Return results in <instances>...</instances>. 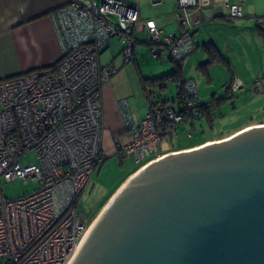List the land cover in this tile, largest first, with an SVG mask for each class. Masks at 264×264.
Instances as JSON below:
<instances>
[{"label":"built area","instance_id":"1","mask_svg":"<svg viewBox=\"0 0 264 264\" xmlns=\"http://www.w3.org/2000/svg\"><path fill=\"white\" fill-rule=\"evenodd\" d=\"M209 1L178 0L177 35H163L157 26H148L154 57L165 53L168 59L180 61L196 51L193 31L200 24L192 21L191 11L208 6ZM243 2L225 1L231 18L244 16ZM51 19L61 48L56 67L0 81V264L73 260L94 222L78 214L79 198L107 158L102 92L117 69L102 65L100 56L117 37L123 44L124 62L135 61L139 11L124 0H71ZM120 114L131 140L118 145L117 153L142 163L141 170L164 157L166 129L176 131L199 116L197 84L186 81L177 108L148 102L145 118L136 121L129 101L123 99ZM30 151L38 163L24 166L21 159ZM17 179L35 180L39 188L8 199L2 182Z\"/></svg>","mask_w":264,"mask_h":264},{"label":"water","instance_id":"2","mask_svg":"<svg viewBox=\"0 0 264 264\" xmlns=\"http://www.w3.org/2000/svg\"><path fill=\"white\" fill-rule=\"evenodd\" d=\"M191 150L132 175L70 264H264V127Z\"/></svg>","mask_w":264,"mask_h":264},{"label":"crops","instance_id":"3","mask_svg":"<svg viewBox=\"0 0 264 264\" xmlns=\"http://www.w3.org/2000/svg\"><path fill=\"white\" fill-rule=\"evenodd\" d=\"M70 1L0 0V81L27 72L51 68L58 63L61 57V48L54 30L51 14L70 3ZM124 1L139 11V21L135 32V56L137 55V47L140 52L143 51L141 46L149 47L150 36L147 33V28L150 24L161 29L163 35H177L180 33L181 27L177 21V14L180 12L178 0ZM225 1L210 0L208 6L192 10L191 19L194 23L200 24L195 30L197 31L200 28V43L203 44L202 48L205 56L208 58L203 46L206 43H211L216 47L222 57V61L232 66V59L237 55L238 43L243 41L242 38L244 36L247 35L251 38L254 34L258 43L257 46L264 50V37L252 28L253 23L256 21L257 24L264 26L262 19V17L264 18V0H244L242 5L244 16L242 18H231L225 6ZM228 1L231 4L239 2V0ZM193 38L195 43H197L194 33ZM111 42L108 49L112 45ZM198 47L197 45V49ZM109 64L117 68L118 72L104 85L102 92L104 112L103 143L107 157L117 153L118 145L126 144L131 140V136L125 129L120 114V101L127 99L130 106L132 102L136 103V109H132L131 106L136 121L144 119L148 112L139 110L137 105L141 101L140 88L142 91V73L140 69L138 68L139 72L137 71V82L136 73L131 64L126 66L115 65L112 62ZM184 66L185 62H183L182 66L183 76ZM239 80L242 81L240 78ZM146 102L148 104L147 100ZM184 125L193 126L192 123ZM176 137L173 139H176ZM173 139L168 140L171 141V147L161 148V155L165 156L194 149H185L189 147L173 148ZM197 145L190 147H197ZM116 192L112 194L109 200Z\"/></svg>","mask_w":264,"mask_h":264},{"label":"rangeland","instance_id":"4","mask_svg":"<svg viewBox=\"0 0 264 264\" xmlns=\"http://www.w3.org/2000/svg\"><path fill=\"white\" fill-rule=\"evenodd\" d=\"M256 26L257 21L252 25L255 31L257 30ZM193 33L199 47L184 61L183 77L185 81L196 82L200 104L208 106V109L204 112L205 115L196 116L197 119L194 120L193 126L182 125L180 127L176 139L172 141L173 148L200 144L209 134H213V138L226 136L235 130L264 119V50L257 46L255 35L253 34L251 38L246 35L242 38L243 41L238 43L237 55L232 59L231 66L221 61L207 63V57L202 48L203 44L200 43V28ZM111 40V47L100 56L102 65H108L111 62L123 66L131 64L136 73L137 82L139 69L142 73L141 77L154 78L169 73L175 67V64L168 59L165 53L162 58L158 59L154 57L151 48L147 46H141L143 48L141 52L138 47L136 48L137 55L134 63H125L122 55L123 44L117 37ZM166 81V88L162 91L160 88L149 89L153 93L150 99L154 103L166 101L170 106L177 108V93L180 83L174 80ZM139 95L141 101L137 103L138 109L147 112L148 104L141 88ZM131 106L132 109L137 108L134 102L131 103ZM123 142L121 141V143ZM170 143L171 141L165 140L162 143V149L167 146L171 147ZM21 162L24 166L37 164L35 152H28ZM141 164L123 158L118 153L109 155L91 175L85 191L79 198L78 214L91 222L102 207L109 203L108 199L122 182ZM38 188L39 184L35 180L26 182L24 179H17L12 182H2L3 194L8 199L23 197Z\"/></svg>","mask_w":264,"mask_h":264},{"label":"trees","instance_id":"5","mask_svg":"<svg viewBox=\"0 0 264 264\" xmlns=\"http://www.w3.org/2000/svg\"><path fill=\"white\" fill-rule=\"evenodd\" d=\"M263 19V24H264V18L262 17ZM257 30H258V33L260 35H262L264 37V26H262L261 24H257ZM150 47V45H149ZM204 49L206 50V53L208 54V58H207V63H212L214 61H222V57L220 56V54L218 53L216 47L211 44V43H206L204 44ZM186 58L180 60V61H174V60H171L174 64H175V67L169 72V73H166V74H163L161 76H158V77H154V78H143L141 77V87H142V91L144 93V96L146 98V100L150 103H153L155 105H161V106H168V102L166 101H160V102H157V103H154L151 101V97H152V91H150L149 89H157V88H160L161 91L164 90L166 88V80H174V81H179L180 85L178 86V93H177V100L178 102H181L182 99H183V90H184V86H185V79L183 77V72H182V66H183V62ZM53 67H56V64L53 66ZM52 68V67H51ZM208 109V106L206 105H203V104H200V116L201 115H205L204 112H206ZM197 118H192L191 119V123L193 124L194 123V120H196ZM199 119V118H198ZM187 122H190L189 120H187ZM186 122V123H187ZM184 125V124H183ZM180 129V127H179ZM175 132V127L173 128L172 131L166 129V131L164 132L163 134V142L165 140H172L174 137L172 136V134ZM206 141V139L200 143L201 144H204V142ZM199 145V146H200ZM198 146V145H197ZM191 148H194V147H189V148H185V149H191ZM176 151V150H175ZM155 157H152L151 159H153ZM140 168V167H139ZM139 168L135 169L133 172H131L128 176V178L122 182V184L117 188V190L132 176L134 175L138 170ZM116 190V191H117ZM115 191V192H116ZM114 194V193H113ZM112 196V195H111ZM110 199V198H109ZM108 199V200H109ZM107 204V203H106ZM105 204V205H106ZM104 205V206H105ZM103 206V207H104ZM102 207V208H103ZM102 210V209H101ZM101 212V211H100ZM99 212V213H100ZM99 213L94 217L93 220L91 221H94L96 219V217L99 215Z\"/></svg>","mask_w":264,"mask_h":264},{"label":"flooded vegetation","instance_id":"6","mask_svg":"<svg viewBox=\"0 0 264 264\" xmlns=\"http://www.w3.org/2000/svg\"><path fill=\"white\" fill-rule=\"evenodd\" d=\"M251 127V128H249ZM264 127V119L254 123V124H250V125H247V126H244L238 130H235L234 132L232 133H229L228 135L226 136H222V137H219V138H213V134H209L208 137L206 138V141L204 142V144H199L197 147H194L195 150H198L200 149V147H204L206 146L207 144H215V143H224V142H227L233 138H235L236 136L248 131V130H251V129H254V128H262ZM198 148V149H197ZM190 151V150H189ZM192 151V150H191ZM85 191V190H84Z\"/></svg>","mask_w":264,"mask_h":264},{"label":"bare ground","instance_id":"7","mask_svg":"<svg viewBox=\"0 0 264 264\" xmlns=\"http://www.w3.org/2000/svg\"><path fill=\"white\" fill-rule=\"evenodd\" d=\"M116 69H117V68H116ZM117 72H118V70H117ZM178 131H179V129H177V130L175 131L174 135H177V134H178ZM101 212H102V211H101ZM101 212H100V213H101ZM98 216H99V215H98ZM98 216H97V217H98ZM97 217H96V218H97ZM96 220H97V219L94 220V222H93L92 226L90 227L88 233L86 234L84 240H85L86 237L88 236V234H89V232L91 231V229L93 228V226L96 224ZM84 240L82 241V244H83ZM82 244H81V245H82ZM80 247H81V246H80Z\"/></svg>","mask_w":264,"mask_h":264}]
</instances>
